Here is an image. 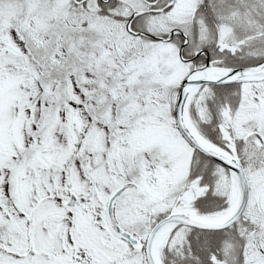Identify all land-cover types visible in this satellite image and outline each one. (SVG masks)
I'll use <instances>...</instances> for the list:
<instances>
[{
    "label": "snow or ice",
    "instance_id": "1",
    "mask_svg": "<svg viewBox=\"0 0 264 264\" xmlns=\"http://www.w3.org/2000/svg\"><path fill=\"white\" fill-rule=\"evenodd\" d=\"M0 264H264V0H0Z\"/></svg>",
    "mask_w": 264,
    "mask_h": 264
}]
</instances>
